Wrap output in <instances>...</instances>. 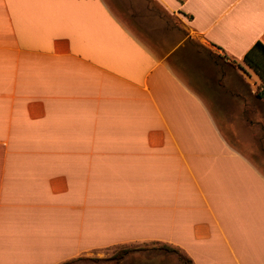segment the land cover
<instances>
[{"label": "crops", "instance_id": "obj_1", "mask_svg": "<svg viewBox=\"0 0 264 264\" xmlns=\"http://www.w3.org/2000/svg\"><path fill=\"white\" fill-rule=\"evenodd\" d=\"M151 1L245 70L264 45V0ZM118 2L158 48L106 0H0V264L145 243L264 264V171L170 64L182 43Z\"/></svg>", "mask_w": 264, "mask_h": 264}, {"label": "rangeland", "instance_id": "obj_2", "mask_svg": "<svg viewBox=\"0 0 264 264\" xmlns=\"http://www.w3.org/2000/svg\"><path fill=\"white\" fill-rule=\"evenodd\" d=\"M106 1L128 27L145 36L143 29L137 26L139 20L131 19L130 11L121 8L119 0ZM127 1L132 7L140 1L145 3L147 12L143 10L147 13L146 20L151 25L155 24L156 31L158 27L164 28L174 41L173 47L178 42L182 43L168 58L170 64L206 98L226 140L264 171V82L260 76L249 66L245 70L228 58L225 63L219 58L223 54L218 49L189 36L182 21L151 0ZM142 38L151 48L162 44L160 40L156 42L146 36V39ZM164 48L166 46L159 47L158 53ZM260 64L264 69L261 60ZM196 75L204 78L208 88L202 82L201 89L197 88L194 81ZM167 249L164 244L159 243L123 245L94 251L70 260L67 264H188L180 251Z\"/></svg>", "mask_w": 264, "mask_h": 264}, {"label": "trees", "instance_id": "obj_3", "mask_svg": "<svg viewBox=\"0 0 264 264\" xmlns=\"http://www.w3.org/2000/svg\"><path fill=\"white\" fill-rule=\"evenodd\" d=\"M219 58L221 60H224L225 63H227V57L219 56ZM260 60H261V63L264 64V45L261 43H257L255 47L246 55L244 62L247 66L253 69L264 82V72H263L264 69L260 64ZM165 246L168 248L167 250H169L170 248V250L172 249L173 251H176V252L180 251L176 247L169 246V245H165ZM181 254H182L181 256L183 260H185L188 264H192V261L184 253L181 252ZM63 264H67V262Z\"/></svg>", "mask_w": 264, "mask_h": 264}]
</instances>
